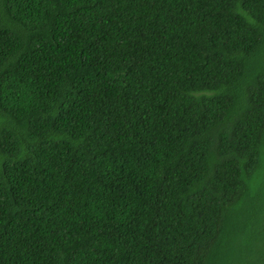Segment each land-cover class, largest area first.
<instances>
[{"label": "trees", "instance_id": "16d2710c", "mask_svg": "<svg viewBox=\"0 0 264 264\" xmlns=\"http://www.w3.org/2000/svg\"><path fill=\"white\" fill-rule=\"evenodd\" d=\"M0 264H264V0H0Z\"/></svg>", "mask_w": 264, "mask_h": 264}]
</instances>
